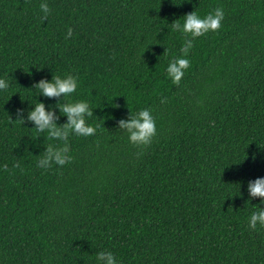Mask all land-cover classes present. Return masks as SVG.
I'll return each mask as SVG.
<instances>
[{
    "label": "trees",
    "instance_id": "trees-1",
    "mask_svg": "<svg viewBox=\"0 0 264 264\" xmlns=\"http://www.w3.org/2000/svg\"><path fill=\"white\" fill-rule=\"evenodd\" d=\"M216 8L221 28L193 41L174 85L184 37L170 24ZM56 75L78 77L66 99L89 104L96 133L70 135L72 162L44 169L63 142L36 138L26 117L42 102L67 122L32 89ZM0 79V264H98L101 251L116 264H264V227H248L264 202L247 190L264 178V0H0ZM144 109L156 136L141 149L117 122Z\"/></svg>",
    "mask_w": 264,
    "mask_h": 264
},
{
    "label": "clouds",
    "instance_id": "clouds-1",
    "mask_svg": "<svg viewBox=\"0 0 264 264\" xmlns=\"http://www.w3.org/2000/svg\"><path fill=\"white\" fill-rule=\"evenodd\" d=\"M40 9L44 13L42 20L46 21L51 9L48 4L41 3ZM224 19V11L222 8H216L214 12L209 13L204 18H201L195 11L187 13L184 16V23L178 20L173 21L171 25L172 31H177L184 37L183 46L180 49L181 57L174 58L170 61L167 67V75L172 83L179 86L180 81L185 71L190 67V61L187 57L190 49L193 47V41L196 38L205 36L209 32L218 31ZM73 29L69 27L66 33V39L71 38ZM166 51V50H165ZM165 53V52H164ZM9 87L5 79H0V90H7ZM78 88V77L75 75H67L66 78H61L59 75L52 76L49 82L46 79H41L38 83L32 85V89H38L40 95L57 100L56 108L59 109L60 114L67 117V122L58 125L59 116L55 111H49L42 102H37L34 109L27 114V121L31 122L37 132L47 133V139L62 141V146L49 144L42 157L37 161V167L50 168L53 164L64 166L72 162V157L68 155L70 151L69 136L74 134L77 136L88 137L95 135L96 128L86 123L85 117H92L93 111L85 101L71 102L66 98L70 97L76 92ZM39 95V96H40ZM65 102H61V101ZM167 99L161 100V103H166ZM12 122L25 123L23 118V110H17V119ZM118 128L127 133L129 142L137 148H147L150 146L153 138L156 136V122L151 114V110L144 109L139 111L136 115L130 112L128 119H121L118 122ZM142 154V153H141ZM14 168H19L17 162L13 165ZM5 172L9 171L8 165H3ZM248 193L250 199L260 198L264 202V178H257L254 181L248 182ZM257 224L264 227V208L252 213L248 221V227L256 230ZM98 264H116V259L111 252L101 251L96 254Z\"/></svg>",
    "mask_w": 264,
    "mask_h": 264
}]
</instances>
